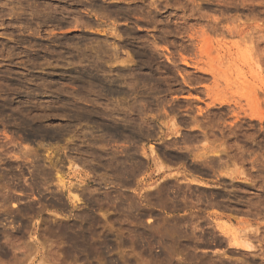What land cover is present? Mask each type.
Segmentation results:
<instances>
[{
  "label": "rangeland",
  "instance_id": "1",
  "mask_svg": "<svg viewBox=\"0 0 264 264\" xmlns=\"http://www.w3.org/2000/svg\"><path fill=\"white\" fill-rule=\"evenodd\" d=\"M0 264H264V0H0Z\"/></svg>",
  "mask_w": 264,
  "mask_h": 264
},
{
  "label": "bare ground",
  "instance_id": "2",
  "mask_svg": "<svg viewBox=\"0 0 264 264\" xmlns=\"http://www.w3.org/2000/svg\"><path fill=\"white\" fill-rule=\"evenodd\" d=\"M122 173V172H121Z\"/></svg>",
  "mask_w": 264,
  "mask_h": 264
}]
</instances>
